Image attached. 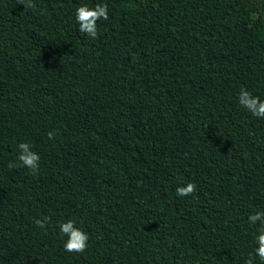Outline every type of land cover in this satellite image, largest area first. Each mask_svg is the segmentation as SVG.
I'll list each match as a JSON object with an SVG mask.
<instances>
[{"label":"trees","instance_id":"16d2710c","mask_svg":"<svg viewBox=\"0 0 264 264\" xmlns=\"http://www.w3.org/2000/svg\"><path fill=\"white\" fill-rule=\"evenodd\" d=\"M82 2L0 0V264H243L264 118L236 95L264 98V0H104L95 39ZM19 141L36 174L8 166ZM69 217L82 253L63 251Z\"/></svg>","mask_w":264,"mask_h":264},{"label":"clouds","instance_id":"9594fccd","mask_svg":"<svg viewBox=\"0 0 264 264\" xmlns=\"http://www.w3.org/2000/svg\"><path fill=\"white\" fill-rule=\"evenodd\" d=\"M23 4L24 11L34 8L33 0H17ZM110 5L104 0H96L94 4L82 2L73 10V20L80 34L89 39H95L99 34L98 20H109ZM238 107L247 111L251 116L264 118V98L253 94L246 87H240L236 95ZM55 135V130L46 132V136L51 140ZM17 164L26 168L30 173L36 174L40 166V154L34 150V146L28 141L16 143L15 161L10 163V168ZM194 184L188 182L180 184L175 189V194L179 197H186L194 192ZM50 218L44 216L37 218L34 223L41 229L49 223ZM247 225L254 229L252 233L253 246L243 258V264H264V208H256L251 211L246 218ZM58 233L62 240V248L66 253H82L89 245L90 234L84 229L80 221L75 217L57 221Z\"/></svg>","mask_w":264,"mask_h":264}]
</instances>
